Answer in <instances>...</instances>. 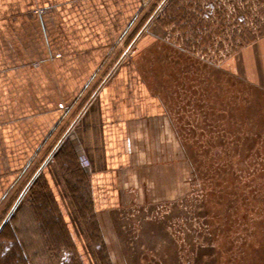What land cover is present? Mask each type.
I'll return each instance as SVG.
<instances>
[{
    "label": "rangeland",
    "instance_id": "374dc122",
    "mask_svg": "<svg viewBox=\"0 0 264 264\" xmlns=\"http://www.w3.org/2000/svg\"><path fill=\"white\" fill-rule=\"evenodd\" d=\"M142 1L121 53L176 117L171 194L145 193L96 212L78 149L71 157L68 146L54 160L55 139L3 190L0 264H264V83H257L264 61H253V44L264 38V0H193L192 7L191 0ZM173 3L208 21L171 23ZM243 7L249 15L239 24ZM248 34L254 43L243 42ZM44 161L53 166L52 174L40 173L51 186L45 197L39 190L46 184L35 178Z\"/></svg>",
    "mask_w": 264,
    "mask_h": 264
},
{
    "label": "crops",
    "instance_id": "0c3cea01",
    "mask_svg": "<svg viewBox=\"0 0 264 264\" xmlns=\"http://www.w3.org/2000/svg\"><path fill=\"white\" fill-rule=\"evenodd\" d=\"M143 5L0 0V205L5 187L55 139L53 159L68 146L75 156L78 149L76 164L87 174L96 212L144 199L145 193L155 198L157 192L158 199L171 194L172 174L177 179L176 117L148 94L121 53ZM253 45V61L261 63L264 38ZM257 80L264 83V65ZM47 162L35 178L41 176L49 189L40 174L53 173Z\"/></svg>",
    "mask_w": 264,
    "mask_h": 264
},
{
    "label": "trees",
    "instance_id": "16d2710c",
    "mask_svg": "<svg viewBox=\"0 0 264 264\" xmlns=\"http://www.w3.org/2000/svg\"><path fill=\"white\" fill-rule=\"evenodd\" d=\"M257 1L263 2V0H257ZM190 3L191 4L190 5L188 4V5L192 7L194 1L191 0ZM218 6H219V8H217V10H216L217 13H218L217 19H219L220 24H222V23H224L225 18H226L225 11H224L225 8H224V6L221 3H219ZM215 9H216V7H214V10ZM237 13H238L237 14L238 16L236 17V19L239 21V24H246L245 17L247 18V15H249V14H248V11L245 10V7H243V11H239ZM197 15H198V12L189 13L187 7L186 8L185 7L184 8L183 7H179V4L178 3H173L172 8H170L169 11H168V17L171 19V21H170L171 23L174 22V21H178V23L181 22L183 24H186L187 22H192V24L193 23H195V24H204V21H205V23H206V21H208V18L202 17V19H201V18L197 17ZM210 36L211 35H209V37L206 38V39H208V41H209V39H211ZM255 39L256 38L253 35L248 34L247 38L243 42H245L246 44L254 43L255 42ZM62 153H64V152H62ZM60 155L62 156L63 154H60V152H59V154H57L56 157L58 158V157H60ZM69 155L71 157H73V154H72L71 151H68V156ZM40 190H39V193L42 194L41 196L45 197V195H44L45 193H46V195H49V190H48L47 187H46V189H44L45 192H43V193L40 192ZM47 198H48V201L49 200L51 201V204H54V200H53L52 196H49ZM6 228H7V224H5L3 226V228L1 229V231H0V238L2 237V234L6 230ZM66 236H68V235L66 234ZM7 237H11L10 234ZM16 249H17V252L19 253V250H18L19 248L17 247Z\"/></svg>",
    "mask_w": 264,
    "mask_h": 264
}]
</instances>
